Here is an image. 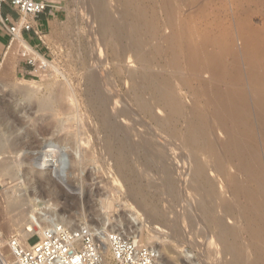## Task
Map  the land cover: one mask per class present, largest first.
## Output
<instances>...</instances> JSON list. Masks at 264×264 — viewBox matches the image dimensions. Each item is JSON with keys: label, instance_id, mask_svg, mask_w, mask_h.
<instances>
[{"label": "rangeland", "instance_id": "1", "mask_svg": "<svg viewBox=\"0 0 264 264\" xmlns=\"http://www.w3.org/2000/svg\"><path fill=\"white\" fill-rule=\"evenodd\" d=\"M105 1V9L114 13L112 15L116 19L113 18V20H117V25L113 20L111 21L110 26L114 30L109 26L106 28L104 26L101 32H97L96 23L98 22H93L91 16L100 8L92 0H60L59 5L62 8V15L59 21L46 32L44 37L46 44H43L40 49L36 47V50L48 60L39 58L36 64H30L27 58L22 55L24 52L21 49L18 50L14 45L7 54L5 62L0 65V133L5 137V146L0 151V230H2L3 242L6 243L13 234L19 236L17 225H14V227L12 225L11 230L2 227L1 224L9 218L11 219L12 215L22 209H25L26 212L29 204H24L17 211L11 210L14 204L12 199L21 190L28 197L37 196L41 199L38 202L39 206L45 205L44 201L51 200V202L58 203L64 213L70 214L74 218L84 217L92 224L91 226H96L94 220L99 219L97 216L99 213L105 215L108 211L115 218L123 214L129 215L131 209H133V211L136 210L135 212L142 213L141 215L144 217L146 216V209L150 210L156 207V211L161 215L165 217L169 214L172 215L170 224L168 221L164 223V219L158 220L160 223L158 221V223L156 221L146 222L147 225L142 232L147 243L145 241H142V243L148 245L149 242L155 241L162 248L166 246L163 249L164 256L172 264H184L183 260L186 259L185 253L187 252L192 255L197 264H215L216 261L219 264V262L223 263V261L229 260L230 262H236V264H258V262L264 264V260L261 261L260 255L251 245L253 241H251V235L247 232L245 225L237 219L238 216L231 217L229 209L227 210L229 204H217L215 215L223 218L208 224L205 219L203 220V214L196 207V203L191 202L192 185H187L186 181L180 182L178 180V178H181L180 180L186 179L185 177L189 175V169L186 166H184L185 169H182V166L187 165L189 159H191L190 145L185 146L179 140H182L183 136L185 138L186 133H193L199 123L206 129L208 128L207 137L213 149L209 147L210 144L192 142V161L195 145L197 147L195 156H198L199 159H207L211 163L214 170L213 173L208 171L211 178L216 177V171L219 170L218 164L221 162V167L226 171V175L218 178V187L230 198H233L231 194L233 178L239 176L245 179L239 162L231 157V153L225 149L224 142L227 139V133L225 127L218 121L217 108L214 102L218 87L229 91L230 96L239 101V107L244 110L249 123L251 139H253L251 145L254 149H259L262 158L261 164L264 163V0H136L133 2L134 4L131 3L133 0L130 1L131 4H129V0ZM135 5L140 6V9L143 10L138 9ZM144 5L146 6L144 7ZM123 11H126V13ZM131 12L135 17L131 15ZM146 12L147 14H145ZM155 14L157 19L153 16ZM148 15L153 17L149 16L150 18H148ZM120 16L121 19H118ZM123 18L126 19L123 20ZM91 21L95 26L91 24ZM131 21L136 23L134 24ZM127 22L129 29L125 28ZM148 22L151 24L150 26ZM137 23L139 25L135 26L136 29L138 28L137 32H141L143 37L145 36V39L142 40V34H137L141 42V48L146 54L147 63L148 65L151 64V68L149 66L148 68L157 73H164L167 77L170 76L171 84L184 100L186 108L183 118H179L180 120L177 118L171 119L173 123L175 122L178 125L177 137L169 135L168 122L164 119L166 112L163 109L152 108L151 112L156 116L155 118L158 117L155 119L152 115L143 113L133 100L132 82L134 84L135 80L133 73L140 71L143 66L141 64H144L139 61L128 43V37H131V35L136 36L135 31L133 33L135 28L132 29L131 26ZM118 26H122L123 32L120 31L121 29ZM147 27H150V29ZM130 29H132V32H130ZM112 31L113 33L115 31L117 36L112 35ZM102 33L106 35L103 36ZM118 33L120 36L124 34L120 37ZM174 34L176 35L175 39L172 38ZM116 37L119 39H116ZM122 38L124 43L127 42L126 46ZM113 39L115 41L111 42ZM177 42L178 46H175ZM105 43L108 45H105ZM110 43L115 44L112 46ZM97 44L101 46H97ZM121 46L126 47V49ZM120 48L125 50L122 51ZM100 51L101 53H99ZM128 52L129 54H127ZM176 57H178L177 61L174 62ZM40 60L50 66L45 72L35 70L39 66ZM18 62L22 65H30L32 67L31 72L22 73L18 71ZM96 73L101 76V79L104 78L101 81L103 84H100L97 80L98 75ZM93 76L96 77L92 79ZM142 78L144 79V76ZM87 80L89 81L87 82ZM89 82L91 84L94 82V84L90 86ZM18 83H24L25 85L33 83L38 88L35 98L28 99L19 93L16 90ZM91 87H99L98 89H102L110 96L109 107L114 116L105 121L108 125L101 119L97 107L92 105ZM59 89L63 91L65 98L61 105L58 104L60 102L54 103L55 109L58 110L56 114L52 111L51 116L50 113L47 114L46 110H36L40 99H47L53 93L50 90L55 92ZM71 95L73 100H71ZM148 95L147 93L146 96ZM122 105H129L131 113L135 116L131 119L130 124L133 128L141 127V131H136V134L129 136V129L120 126L121 129L117 136L120 139L117 140L114 137V141H112L110 134L113 125L123 119L120 107ZM24 106H34V108L31 110L29 108L27 113L22 110ZM200 113L203 114V118ZM200 117L202 120H200ZM204 117L208 125L203 120ZM19 118L26 125L21 129L19 128V131L16 128L12 132L9 131L8 128L11 125L13 126L14 121ZM25 128L30 130V136L21 137L20 140L24 143L29 141L30 143L26 144L30 145L33 144V141L34 147L21 148L17 152L14 149V141L17 140L18 133L21 134L22 132V135L26 133ZM109 130L110 132H108ZM148 134L157 140V147L164 149L162 152L154 153L152 150L154 146L150 148L146 143L140 142L142 136ZM107 135L109 140L106 138ZM122 137H125L126 140L125 154L126 156L129 155L128 157L124 156L126 159L121 155L122 150L118 149L122 148L120 142ZM51 138L55 142L61 143L60 145L65 144V142L68 143L69 149L75 156V160L70 166L71 172L64 181L55 173V164L49 165L46 169L47 172H44L42 170L43 162L35 159L46 150V141ZM106 142L109 144L107 145ZM117 142L118 147H116ZM115 154L120 157L118 158ZM38 161L41 163L37 165L36 162ZM118 162L119 165L116 164ZM165 162L171 163L176 168L172 172V177L175 181L177 179L179 185L177 181L176 183L168 182L170 177L168 178V174L166 175L162 171ZM121 164L126 166V168H123L125 172L120 167ZM128 166L130 167L127 168ZM262 167L264 169V164ZM120 169H122V173L118 171ZM123 173H126L130 180L126 176L123 178ZM162 173L164 174L162 175ZM140 176L144 178H138ZM164 176H166V179L163 178ZM152 183L156 186L153 187ZM145 188L147 190H144ZM134 190L138 191L134 192ZM138 193L144 195V197H141ZM150 197L154 198L150 199ZM262 199L263 197L260 196V200ZM143 200H146V202ZM103 202L112 205L105 211L103 210ZM142 202H145V206L150 205L144 208ZM151 202L154 204L151 205ZM138 203H141V205H138ZM228 203H230L229 200ZM168 204L171 205L172 209L169 208ZM182 218L183 221H181ZM177 219L182 223H179ZM148 220L150 221L149 218ZM219 222H222V224ZM154 223L161 225L165 231H162V234L154 232L161 231L155 230ZM191 224L192 227H190ZM228 229H231L229 230L230 234ZM149 234H157L160 238L155 236L156 239L153 238L154 240L149 241L147 237L153 236H149ZM236 234L237 236H235ZM219 235L223 242V255L221 254L220 259H216L217 251L216 249L215 253L212 251L215 247H212L210 252L211 247L209 248L207 242L220 237ZM193 237L197 240L195 241ZM34 239L27 241L32 242ZM234 241L236 244H233ZM225 243L229 245L227 246ZM228 247H232L231 252ZM6 250L8 249L6 248ZM257 254L259 256L256 257ZM253 260L256 261L253 262ZM213 261L215 262L213 263Z\"/></svg>", "mask_w": 264, "mask_h": 264}, {"label": "bare ground", "instance_id": "2", "mask_svg": "<svg viewBox=\"0 0 264 264\" xmlns=\"http://www.w3.org/2000/svg\"><path fill=\"white\" fill-rule=\"evenodd\" d=\"M94 3H97L99 6L98 8H100L98 11L96 9V13L93 14V16H91L93 19L92 21L94 22H98L96 30L99 33V31L101 32V30L104 28H106L107 26H109V28H112L111 25V21L113 20V15L114 13H111L110 11H108L107 9H105V0H92ZM131 0H129V4L135 2L136 0H133L130 3ZM123 2H127V1H123ZM140 2V1H139ZM168 2V1H167ZM128 3V2H127ZM142 3V2H141ZM140 3V4H141ZM144 3V2H143ZM107 4V3H106ZM110 4H112L110 2ZM128 4V5H129ZM134 4V3H133ZM132 4V6H134ZM139 4V5H140ZM145 4V3H144ZM94 5V4H93ZM127 5V6H128ZM169 5V4H168ZM110 6V5H109ZM124 6V5H123ZM136 6V5H135ZM146 5H144L145 7ZM107 7V6H106ZM113 7V6H112ZM119 7V6H118ZM129 7V6H128ZM137 7V6H136ZM142 7V5H141ZM95 8V7H94ZM138 9H140V6L137 7ZM147 8V7H146ZM111 9V8H110ZM120 9V8H119ZM134 9V8H133ZM142 9V8H141ZM140 9V10H141ZM95 10V9H94ZM121 10V9H120ZM128 10V9H127ZM131 11V9H129ZM143 10V9H142ZM118 11V10H117ZM135 11V9H134ZM138 11V10H137ZM147 11V10H146ZM95 12V11H94ZM119 12V11H118ZM126 13V11H123ZM136 12V11H135ZM93 13V12H92ZM124 13V14H125ZM129 13V12H128ZM132 16H133V12H131ZM121 14V13H120ZM141 14V13H140ZM147 14V12L145 13ZM144 14V15H145ZM117 15V14H116ZM139 15V14H138ZM137 15V16H138ZM143 15V17H144ZM115 16V15H114ZM122 16V15H121ZM120 18L118 19H121ZM126 16V15H125ZM130 16V15H128ZM142 16V15H141ZM140 16V18H141ZM149 16L154 18L156 17L155 15H148V18H150ZM90 17V16H89ZM123 17V16H122ZM135 17V15L133 16ZM129 18V17H126ZM125 18V19H126ZM139 18V17H138ZM139 18V21H140ZM146 18V17H145ZM146 18V19H148ZM116 19V18H114ZM123 18V20H125ZM134 19V18H133ZM144 19V18H143ZM142 19V21H143ZM153 19V18H152ZM157 19V18H155ZM154 19V21H155ZM130 20V19H129ZM90 21V20H89ZM91 21V24H92ZM114 21V20H113ZM117 21V20H116ZM116 21H114V23L116 24ZM138 22V19L136 20ZM153 21V23H154ZM132 22V21H131ZM130 23V22H129ZM134 23V22H132ZM130 23V24H132ZM136 23V22H135ZM134 23V24H135ZM143 23V22H142ZM150 23H152L150 21ZM95 24V23H94ZM114 24V25H115ZM122 24V23H120ZM128 28V22L126 23ZM141 24V22H140ZM146 24H147V20H146ZM145 24V26H146ZM149 24V22H148ZM93 25V24H92ZM117 25V24H116ZM115 25V26H116ZM151 24H149L150 26ZM154 25V24H153ZM95 26V25H93ZM133 26V27H132ZM131 28H135V26H139L138 23L136 25H132ZM148 26V25H147ZM121 27L122 26H118ZM91 28V27H90ZM94 28V27H93ZM143 28V27H142ZM150 29V27H147ZM92 29V28H91ZM108 29V28H107ZM113 29V28H112ZM111 29V30H112ZM118 29V28H117ZM119 29V30H120ZM129 29V28H128ZM132 29H130V32H132ZM138 29V28H137ZM136 28L133 30V33L135 31L136 36L134 37L133 35H131V37L129 38V47L132 50H134V54L137 56V58L139 59V61H141V64L143 65L140 71H136L135 73H133V77H134V84L132 82V95H133V100L134 102L137 104V106L139 107V109L143 112L146 113L148 115H152L153 118H155L156 116H154V114L151 112L152 108L155 109H163L166 112V115L164 116V119L168 122V133L170 136H174L177 137V131H178V125L177 123H173V121L171 120L172 118L174 119H179V118H183L184 113H185V108L186 106L184 105V100L181 98V94L179 95L177 90L173 87V85L171 84V77H167L164 73H157L154 72L153 70H150L148 68V66L150 67V65H148L147 63V59H146V54L145 52H143L144 50H142L141 48V42L140 39L137 37V34H142L141 32H137ZM141 29V28H140ZM110 30V29H109ZM110 30V31H111ZM114 30V29H113ZM143 30V29H142ZM153 30V27H152ZM95 31V30H94ZM108 31V30H107ZM122 31V29L120 30ZM119 31V33H120ZM125 31H127L125 29ZM146 31V30H145ZM148 31V30H147ZM151 31V30H150ZM104 32V31H103ZM123 32V31H122ZM121 32V33H122ZM143 32V31H142ZM149 32V31H148ZM105 33V32H104ZM103 34V36H105ZM118 33V36H120ZM147 33V32H146ZM115 35V31L113 33L112 31V35ZM124 34V33H123ZM122 34V35H123ZM96 35V34H94ZM121 35V36H122ZM126 37L128 36L127 33L125 34ZM148 35V34H147ZM97 36H99V34H97ZM102 36V35H101ZM100 36V37H101ZM109 36V35H108ZM117 36V35H115ZM120 36V37H121ZM151 36V35H150ZM113 37V36H111ZM140 37V35H139ZM145 37V36H144ZM143 34H142V40H143ZM98 38V37H97ZM104 38V37H101ZM108 38V37H107ZM124 38V37H123ZM122 38V41L124 43V40ZM149 38V36L147 37V39ZM173 39L176 38V35L174 34L172 36ZM109 39H111L109 37ZM116 39H119L116 37ZM125 39V38H124ZM145 39V38H144ZM146 39V40H147ZM16 40V41H15ZM13 44H12V48L14 47V45L16 46V48L19 50L21 49L24 53L27 51L29 53H33L37 56V58H42L44 59L39 52L37 53L31 46L30 44L23 38V36L19 33L17 35V37L15 38ZM96 40V39H95ZM99 40V38H98ZM104 40V39H103ZM145 40V41H146ZM101 42H103L100 39ZM108 41V40H107ZM115 40L113 39L114 42ZM127 41V38H126ZM174 41V40H173ZM106 42V41H105ZM109 42V41H108ZM121 42V41H119ZM176 42V41H175ZM97 43V42H96ZM118 43V41H117ZM122 43V42H121ZM120 43V44H121ZM174 43V42H173ZM101 44V43H100ZM111 44V43H110ZM109 44V46H110ZM115 43L111 44L112 46ZM127 45V42L124 43V45ZM105 45H108L105 43ZM125 45V46H126ZM143 45V42H142ZM145 45V44H144ZM174 45V44H173ZM97 46H101L99 44H97ZM104 47V45H102ZM175 46H178V42L175 44ZM102 47V48H103ZM123 47V46H121ZM128 47V48H129ZM126 49V47H123ZM123 48H120L122 51ZM100 50V48H99ZM102 50V49H101ZM131 51V50H130ZM127 52V51H126ZM133 52V51H131ZM101 53V51L99 52ZM125 54V52H124ZM129 54V52L127 53ZM123 55V54H122ZM128 56V55H127ZM177 58H175V61H177ZM149 62V61H148ZM151 68V67H150ZM96 70V69H95ZM95 70H93L95 72ZM97 72V71H96ZM94 74V73H93ZM92 74V75H93ZM97 74V73H96ZM167 74V73H166ZM169 74V73H168ZM91 75V76H92ZM95 75V74H94ZM98 75V76H97ZM95 77L97 78V80H99L100 84L102 79H104L102 77V79L100 78L101 76H99V74H97ZM144 76V79L142 78ZM94 76L92 77V79L95 78ZM142 78V79H141ZM90 80V79H89ZM87 80V82L89 81ZM96 80V79H95ZM133 80V79H132ZM90 83V82H89ZM105 83V82H104ZM217 83V82H216ZM24 83H18V87H16V85H14L15 89L21 93L22 95H24V97L28 98V99H32L35 98V96L37 95V90L38 88L33 84V83H29V85H23ZM31 84V85H30ZM91 84V83H90ZM94 84V82H92V84L90 86H92ZM97 84V83H96ZM88 85V84H87ZM89 86V85H88ZM87 86V87H88ZM102 86V85H101ZM214 87L216 89L215 83H214ZM92 88V87H91ZM99 88V87H98ZM97 87L92 88L91 90V96H93L92 98V105L93 107H97L98 112L101 116V119L104 120V122L106 120H108L110 117L112 118L114 116V113L112 112V110L109 107V102L111 101L110 96L104 92L102 89H98ZM102 88V87H100ZM63 89V88H61ZM53 92L51 95L48 96L47 99H43V100H39V103H37L38 105L36 106V108L38 107V109L36 110H46L48 113L47 114H51L52 116V111H54V114H56V110L54 107V103L60 102L58 103L59 105H61V102L64 101L63 99L64 97V93L63 91H61L60 89L57 91H52ZM89 91V89H88ZM65 92V91H64ZM147 93L149 94L148 96ZM66 96V95H65ZM68 96V95H67ZM70 96V95H69ZM70 98V97H69ZM90 98V97H88ZM70 100V99H69ZM71 100H73L72 95H71ZM90 100V99H89ZM91 102V101H90ZM214 102L216 104V116L218 118V121L220 122V124H222L225 127L226 133H227V139L224 142L225 145V149L228 150L231 153V157H233L234 159H236L240 166H241V170H242V175L244 176L245 179L240 178L239 176H235L233 178V185L231 188V194L233 195V198L230 196H228L227 194H225L223 191H221L218 187V178L220 177H224L226 175V171L223 170V168L221 167V162L218 164L219 170L216 171L217 174L215 175V178H211L208 175V171H214L211 167V163L210 161L203 160V159H199L198 156H195V154L197 153V147L194 145L193 148V161H192V142L196 143V144H202V143H206V144H210V141L208 140L207 137V129L206 127H203L201 125V123H199L198 127L196 128V130L192 133H186L185 134V138L184 136L182 137V140H179V142L183 145H190V151H191V159H189V163L187 165H183L182 169H185L184 166H186L187 169H189V175L187 177H185L186 179L180 180L181 178H178V180L181 182L186 181L187 185L191 184L192 185V201L191 202H195L196 203V207L198 208V210L200 211V213H202L203 215V220L205 219L206 222H208V224L211 222H216L218 221V219L223 218V217H217L216 214V209L215 207L217 206V204H229L227 207V210L229 209V213L232 216H238L237 219H239L243 225H245L247 232H249V234L251 235V238L253 241V243L251 245L254 246L255 250L257 251V253L260 255L261 257V261L264 260V169L262 167V165L264 163L261 164V157H260V152L259 149H254L251 145V142L253 141V139H251V131L249 130V123L246 119V116L244 114V110L241 109V107H239V101L236 100L234 97L230 96L229 91L222 89V88H217V93L216 96L214 97ZM66 105V104H65ZM121 107V113L123 115V119L119 122V123H114L113 125V129L111 130V134H110V138H112V141H114V137L117 138V136L119 135V130L121 128H127L129 129L128 135L129 136H133L134 134H136V131H141V127H134L130 124L131 119L133 117H135L131 111H130V107L129 105H122ZM33 109L34 106H27V107H23L22 110L23 112H27L28 110ZM21 110V112H22ZM49 110H51V112H49ZM7 113V112H6ZM26 114V113H25ZM201 117L203 118V114H201ZM200 117V120H202V118ZM158 118V117H157ZM155 118V119H157ZM185 119V118H184ZM180 120V119H179ZM205 122V117L203 119ZM37 121V120H36ZM178 121V120H177ZM185 121V120H184ZM103 122V123H104ZM180 122V121H179ZM13 126L11 125L8 130L11 132L13 131V129H21L22 127H24L26 125L25 122H23L20 118L16 119L14 121ZM29 123V122H28ZM106 123V122H105ZM107 124V123H106ZM110 124V123H109ZM206 124L208 125V123L206 122ZM108 125V124H107ZM106 125V126H107ZM112 125V124H111ZM110 125V126H111ZM28 126V125H27ZM121 126V128H120ZM182 126V125H180ZM53 127V126H52ZM112 127V126H111ZM183 127V126H182ZM181 127V128H182ZM208 127V126H207ZM32 128V127H31ZM184 128V127H183ZM26 133L22 135L18 133L17 135V140H12L14 141V145H15V150L18 152L21 148H32L34 147L33 144L34 142L32 141L33 144H26L24 142H22L20 140V138H24L27 135L30 136L29 132L30 130L28 128H25ZM180 129V128H179ZM110 130L108 132H110ZM45 131V130H44ZM187 132V131H186ZM15 133V132H14ZM108 134V133H107ZM184 134V133H183ZM109 135V134H108ZM107 135L106 138H108L109 136ZM187 135V136H186ZM28 136V137H29ZM178 136H180L178 134ZM15 137V136H14ZM5 137L3 136V134L0 133V151L3 150L4 146H5ZM127 138V137H126ZM179 138V137H178ZM15 139V138H14ZM33 139V138H32ZM62 139V138H61ZM120 138H117V140ZM66 140V139H65ZM109 140V138L107 139ZM27 141V140H26ZM31 141V139H30ZM111 141V140H110ZM108 142V141H107ZM106 142V143H107ZM121 145L122 148H118L121 149V155L124 157L126 156L124 148H125V144H126V140L125 137H122L121 140ZM140 142L142 143H146V145H148L150 148H152L154 146V148H152L154 153H160L162 152L164 149L162 148H158L157 147V140H155L154 138H152L149 134L148 135H143L142 138L140 139ZM30 143V142H29ZM61 144V143H60ZM59 143L55 142L52 138L50 140L46 141V150L43 151L41 153V155H39L38 157H36L35 159L42 161L43 165H42V170H44V172H47L46 169L48 168L49 165L51 164H55L56 165V169H55V173L57 174V176L64 181L65 178H67L71 172L70 170V166L71 164L74 162L75 160V156L73 155L72 151L69 149L68 147V143L60 145ZM109 143H107L108 145ZM115 144V143H114ZM112 145V144H110ZM109 145V148L111 147ZM118 142H117V146L118 147ZM120 145V146H121ZM114 146V145H113ZM124 146V147H123ZM209 147L213 146L210 144ZM114 148V147H113ZM115 149V148H114ZM117 150V149H116ZM120 151V150H119ZM127 151V150H126ZM113 152V151H112ZM262 152V151H261ZM118 153V152H116ZM114 154V153H113ZM120 154V153H119ZM264 154V152H263ZM112 155V153H111ZM117 155V154H115ZM118 156V155H117ZM116 156V157H117ZM129 156V155H128ZM126 156V157H128ZM120 156H118L119 158ZM122 157V159H123ZM126 157H124L126 159ZM114 159V158H113ZM118 161V160H117ZM120 161V159H119ZM123 161V160H122ZM125 162V161H124ZM37 165L38 163L40 164L41 162H36ZM116 164H120L119 162ZM125 164V163H124ZM129 164V163H128ZM117 165V166H118ZM125 165L121 164V168H126L123 167ZM5 167V166H4ZM7 167V166H6ZM130 166H128L127 168H129ZM119 169V168H118ZM122 169L118 170L120 171V173H122ZM175 167L173 165H171V163L169 162H165L164 163V167H163V172L166 173V175L168 174V178L170 177V180L168 179V182H175V179L172 177V172L175 171ZM128 171V169H126ZM134 171V169H132ZM131 170V171H132ZM123 171L125 172V169H123ZM126 171V173H127ZM140 174L141 173V170ZM15 172V171H14ZM135 172V171H134ZM119 173V174H120ZM126 173H123V178L124 176H126ZM138 173V172H137ZM162 173V175L164 174ZM213 173V172H212ZM215 173V172H214ZM14 174V173H12ZM16 174V173H15ZM48 174V173H47ZM134 174V173H131ZM139 174V173H138ZM210 174V173H209ZM129 175V174H127ZM143 175H147V174H143ZM149 175V174H148ZM161 175V176H162ZM12 176V175H11ZM134 176V175H133ZM152 176V175H151ZM49 177V176H47ZM131 177V176H130ZM136 177V176H135ZM134 177V178H135ZM142 176L138 177L141 178ZM146 177V176H145ZM166 176H164L163 178H165ZM12 178V177H11ZM10 178V179H11ZM122 178V179H123ZM126 178H128L126 176ZM137 178V179H138ZM144 177H142L141 179H143ZM29 179V178H28ZM31 179V178H30ZM33 179V178H32ZM129 179V178H128ZM161 179V178H160ZM166 179V178H165ZM164 179V180H165ZM51 180V179H50ZM125 180V179H124ZM130 180V179H129ZM155 180V179H154ZM128 181V180H127ZM133 181V180H132ZM159 181V180H158ZM161 181V180H160ZM52 182V181H51ZM50 182V183H51ZM126 182V181H125ZM49 183V184H50ZM134 183V182H132ZM143 183V182H142ZM158 183V182H157ZM166 183V182H165ZM129 184V183H128ZM153 184V183H152ZM156 184V183H155ZM171 184V183H170ZM178 184V181H177ZM52 185V184H51ZM134 185V184H133ZM132 185V186H133ZM136 185V182H135ZM134 185V186H135ZM139 185V183H138ZM137 185V186H138ZM161 185V184H160ZM173 185V184H172ZM179 185V184H178ZM177 185V187H178ZM133 186V187H134ZM144 186V185H143ZM153 187L154 184L152 185ZM158 186V185H157ZM34 187V186H33ZM145 187V186H144ZM131 189H133L132 187H130ZM138 188V187H137ZM174 188L176 189V187L174 186ZM135 189V188H134ZM139 190H141L140 188H138ZM143 190V189H142ZM144 190H147L146 188ZM174 190V189H173ZM129 191V190H128ZM137 192L138 190H134V192ZM150 191V190H149ZM166 191V190H165ZM179 191V190H178ZM91 192V191H90ZM130 192V191H129ZM141 192V191H139ZM146 192V191H145ZM148 192V191H147ZM169 192V191H168ZM173 192V191H172ZM171 192V193H172ZM176 192V190H175ZM151 193V192H150ZM165 193V192H164ZM170 193V194H171ZM174 193V192H173ZM172 193V194H173ZM177 193V192H176ZM175 193V194H176ZM196 193V194H195ZM198 193V194H197ZM131 195V193H129ZM136 194V193H135ZM140 194V193H138ZM142 194V192H141ZM140 194V195H141ZM145 194V193H144ZM152 194V193H151ZM166 194V193H165ZM146 195V194H145ZM164 195V194H163ZM167 195V194H166ZM174 195V194H173ZM144 197V195H141V197ZM147 196V195H146ZM145 196V197H146ZM260 196L263 197L262 200H260ZM149 197V195H148ZM147 197V198H148ZM191 197V196H190ZM130 198V197H129ZM137 198V197H135ZM134 198V199H135ZM154 198V197H152ZM150 197V199H152ZM189 198V197H188ZM140 199V196H139ZM146 199V198H145ZM137 200V199H136ZM228 200L230 201V203H228ZM12 201L14 202L13 206H12V211H17V209H19L21 206H23L24 204H29L26 212L25 209H22L18 212H16L14 215H12V218L9 220H5L1 225L2 227L6 228V229H11L12 225L14 227V225L18 226V234L19 237L25 241L27 244H31L34 241H37L40 237H43L45 232L51 228H55L58 225H65L68 226L70 228L73 229H77L79 227L82 226H89L92 227V229L96 232V234L100 237L101 240H103L104 242V249L106 251V253L109 251V247H108V234L112 233V232H119L124 234L125 236H134L135 238H137L140 242L145 241L146 238L143 235L142 230L144 229V227H146V222L147 223H151V222H157L158 220L164 219V223L166 221L169 222L171 221L172 215H166L165 212L164 215H161V213H158V211H156V207L155 209H146V216L142 217V213H138L133 211V209H131L132 211H130L129 215H125L123 214L122 216L119 217H115L113 218V215L111 213H109L108 211L106 212L105 215L99 213L97 214V216L99 217L98 220H94V222L96 223V226L89 223L84 217H80V218H74V216L72 215H68L66 213H64L63 210L60 209L59 204L55 203V202H51V200H46L45 205L43 206H39L38 202L41 201V199H39L37 196H26L25 193H22L20 190L19 194H16L14 196V198L12 199ZM103 201V200H102ZM138 201V200H137ZM146 202V200H143ZM151 201V200H150ZM148 201V202H150ZM153 201V200H152ZM175 201V200H173ZM135 202V201H134ZM139 202V201H138ZM144 202V203H145ZM105 202H103V210L110 208V206L112 204H104ZM143 203V202H142ZM143 203L144 208L147 207L150 204H147V206H145ZM153 202H151L152 205ZM154 204V203H153ZM192 204V203H191ZM194 204V203H193ZM138 205H141V203H138ZM173 205V204H172ZM195 205V204H194ZM94 206V205H93ZM157 206V205H156ZM159 206V205H158ZM169 206V204H168ZM171 206V205H170ZM169 206L170 209H172ZM177 206V205H176ZM91 207V206H89ZM152 207V206H150ZM92 208V207H91ZM141 208V206H140ZM143 208V207H142ZM153 208V207H152ZM158 208V207H157ZM168 208V209H169ZM176 208V207H175ZM90 209V208H89ZM161 209V208H160ZM167 209V208H165ZM92 210V209H90ZM94 210V209H93ZM139 210V209H138ZM142 210V209H141ZM158 210V209H157ZM163 210V209H162ZM174 210V209H173ZM106 211V210H105ZM161 211V210H159ZM171 211V210H170ZM175 211V210H174ZM219 211V210H218ZM217 211V212H218ZM140 212V211H139ZM144 212V213H145ZM168 213V212H167ZM173 213V212H172ZM228 213V212H227ZM101 214V215H100ZM201 215V214H200ZM188 217V216H187ZM143 218V219H142ZM148 218L150 219V221L148 220ZM176 218V217H174ZM236 218V217H235ZM178 220V219H177ZM176 220V222H177ZM184 219L182 218L181 221H183ZM175 221V220H173ZM178 222L182 223V222ZM224 221V220H223ZM159 222V221H158ZM157 222V223H158ZM175 222V224H176ZM177 222V224H178ZM205 222V223H206ZM160 223V222H159ZM172 223V222H171ZM222 224V222H219ZM218 223V224H219ZM153 224V223H152ZM155 224V230H161V231H154L157 232L158 234H162V231H165V229L162 228L161 225H158L156 223ZM168 224V223H167ZM176 224V225H177ZM220 224V225H221ZM223 224L225 225V223L223 222ZM149 225V224H148ZM163 225V224H162ZM165 225V224H164ZM163 225V226H164ZM190 225V224H189ZM217 225V224H216ZM219 225V226H220ZM223 225V226H224ZM230 225V224H229ZM153 226V225H151ZM227 226V225H226ZM192 227V224L191 226ZM222 227V226H221ZM225 227V226H224ZM228 227V226H227ZM226 227V228H227ZM3 228V229H4ZM168 228V227H167ZM178 228V227H177ZM189 228V227H188ZM187 228V229H188ZM217 228V227H216ZM215 228V229H216ZM192 229V228H191ZM222 229V228H221ZM225 229V228H224ZM232 229V227H231ZM231 229H228V233L230 234ZM12 230V229H11ZM238 230V229H237ZM2 230H0V236H2ZM10 231V230H9ZM144 231V230H143ZM215 231V230H214ZM221 231V230H220ZM227 231V230H226ZM234 231V230H233ZM231 231V232H233ZM236 232V231H235ZM168 233V232H167ZM221 233V232H219ZM218 233V234H219ZM225 233V232H224ZM237 233V232H236ZM217 234V235H218ZM227 234V233H226ZM153 235L152 237H147V239L149 241H152L151 239H153L155 236H158L157 234H149ZM232 235V234H231ZM234 235V234H233ZM249 235V236H250ZM32 236H35L34 240L32 242H28L27 240L29 238H31ZM146 236V235H145ZM194 236V235H193ZM199 236V235H198ZM220 236V235H219ZM237 236V234L235 235ZM195 237V236H194ZM193 237V238H194ZM226 237V236H224ZM3 238V236H2ZM157 238H160L159 236ZM198 238V237H197ZM234 238V237H233ZM145 239V240H144ZM156 239V238H154ZM153 239V240H154ZM192 239V236H191ZM190 239V240H191ZM195 241L197 240L196 238H194ZM193 239V240H194ZM232 240V239H229ZM224 241V240H223ZM228 241V240H227ZM146 242V241H145ZM230 242V241H229ZM147 243V242H146ZM150 244H148L156 253L157 256V264H172L171 262H168L166 260V257L164 256V252L163 249L166 247L164 246L162 248V246H160V244L155 243L154 242H149ZM222 238L217 237L213 240H210L209 242H207V245L210 248V252L212 247L213 248L212 251H214L215 253V249L217 251V258L216 259H220L221 258V254L223 255V248H222ZM228 243V242H227ZM227 243H225L227 245ZM145 244V243H144ZM202 244V243H201ZM204 244V243H203ZM233 244H236L235 241L233 242ZM199 245V243H198ZM206 245V246H207ZM229 245V244H228ZM227 245V246H228ZM204 246V245H203ZM226 246V247H227ZM232 246V245H230ZM234 246V245H233ZM205 247V246H204ZM225 247V246H224ZM235 247V246H234ZM239 247V246H237ZM206 248V247H205ZM208 248V247H207ZM232 248V247H231ZM231 248L228 247V250H230ZM227 249V248H226ZM242 250V249H241ZM238 251V250H237ZM240 251V249H239ZM231 252V250H230ZM213 253V252H212ZM256 253V252H255ZM211 254V253H210ZM234 254V252H233ZM237 254H239V252H237ZM256 255L259 256V255ZM185 257L186 259H184V264H197L194 260L193 257L190 253H185ZM236 255V254H235ZM215 256V255H214ZM232 256V255H231ZM212 257V256H211ZM227 257V256H226ZM229 257V255H228ZM236 257H238L236 255ZM258 257V258H260ZM215 258V257H214ZM230 259V258H229ZM223 260V257H222ZM225 260V259H224ZM228 260V259H226ZM232 260V259H231ZM258 260V259H257ZM260 260V259H259ZM258 260V261H259ZM221 261V260H220ZM234 261V259H233ZM239 261V260H238ZM256 261V260H255ZM253 260V262H255ZM211 262V261H210ZM215 261H213L214 263ZM217 262V261H216ZM215 262V264H217ZM260 262H258L259 264ZM263 263V262H262ZM219 264H236V262H230L229 261H223L219 262Z\"/></svg>", "mask_w": 264, "mask_h": 264}, {"label": "built area", "instance_id": "3", "mask_svg": "<svg viewBox=\"0 0 264 264\" xmlns=\"http://www.w3.org/2000/svg\"><path fill=\"white\" fill-rule=\"evenodd\" d=\"M5 4L19 12L17 22L2 15ZM49 5L50 0H0V27L11 36L12 41L19 33L22 34V30L34 31L43 40V32L34 25V21ZM30 46L37 51L35 46ZM22 55L33 65L39 60L27 51ZM48 67L40 60L35 70L45 72ZM108 247L106 253L103 240L89 226L73 229L60 224L31 244L16 234L10 236L6 243L0 236V264H157L155 251L133 236L109 233Z\"/></svg>", "mask_w": 264, "mask_h": 264}, {"label": "crops", "instance_id": "4", "mask_svg": "<svg viewBox=\"0 0 264 264\" xmlns=\"http://www.w3.org/2000/svg\"><path fill=\"white\" fill-rule=\"evenodd\" d=\"M60 0H50V5L46 9L45 12H43L35 21L34 25L41 29L43 32V40H41L34 31H26L22 30V36L24 39L27 40L28 43L31 45L38 47L43 46V44H46L45 41V34L50 28H52L60 19V16L62 15V8L59 5ZM2 15L4 17H9L12 21L17 22L20 18V14L17 10H15L13 7H11L9 4H5L3 6ZM15 40V39H14ZM14 40H11V36L3 31L0 27V65H2L5 60L6 56L11 50V46L14 42ZM37 52V51H36ZM38 53V52H37ZM40 54V53H39ZM42 56V54H40ZM44 58V56H42ZM39 58V57H38ZM42 59V58H41ZM18 64V71L22 73H29L31 72V66L30 65H22L20 62Z\"/></svg>", "mask_w": 264, "mask_h": 264}]
</instances>
